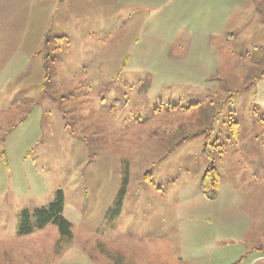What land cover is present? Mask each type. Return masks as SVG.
Wrapping results in <instances>:
<instances>
[{"label":"rangeland","instance_id":"rangeland-1","mask_svg":"<svg viewBox=\"0 0 264 264\" xmlns=\"http://www.w3.org/2000/svg\"><path fill=\"white\" fill-rule=\"evenodd\" d=\"M263 16L0 0V264H264Z\"/></svg>","mask_w":264,"mask_h":264},{"label":"trees","instance_id":"trees-1","mask_svg":"<svg viewBox=\"0 0 264 264\" xmlns=\"http://www.w3.org/2000/svg\"><path fill=\"white\" fill-rule=\"evenodd\" d=\"M264 74V73H262ZM201 189L207 198H211L218 186V177L214 167H210L200 181ZM122 194V193H121ZM120 206V205H118ZM63 210V196L58 192L54 201L49 204L48 208H42L36 211L37 227H42L48 223H53L58 226L59 231L63 237H68L71 233L70 223L62 216ZM24 218L28 219V215L24 213ZM26 223H24L25 225ZM23 230V229H22ZM28 232L29 229L27 228Z\"/></svg>","mask_w":264,"mask_h":264},{"label":"crops","instance_id":"crops-1","mask_svg":"<svg viewBox=\"0 0 264 264\" xmlns=\"http://www.w3.org/2000/svg\"><path fill=\"white\" fill-rule=\"evenodd\" d=\"M235 8H236V0H226V9H227L228 16H231L234 13ZM263 20H264V16H263ZM120 212H119V215H120ZM92 256L93 255L91 253H88V255H86L87 258H92Z\"/></svg>","mask_w":264,"mask_h":264}]
</instances>
